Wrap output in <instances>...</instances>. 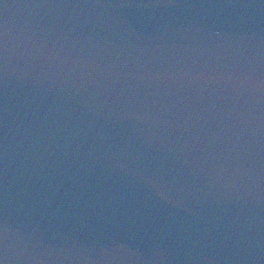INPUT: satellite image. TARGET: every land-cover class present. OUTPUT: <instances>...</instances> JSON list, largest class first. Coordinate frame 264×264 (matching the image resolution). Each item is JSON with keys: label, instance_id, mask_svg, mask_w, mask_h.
Instances as JSON below:
<instances>
[{"label": "water", "instance_id": "obj_1", "mask_svg": "<svg viewBox=\"0 0 264 264\" xmlns=\"http://www.w3.org/2000/svg\"><path fill=\"white\" fill-rule=\"evenodd\" d=\"M0 264H264V0H0Z\"/></svg>", "mask_w": 264, "mask_h": 264}]
</instances>
